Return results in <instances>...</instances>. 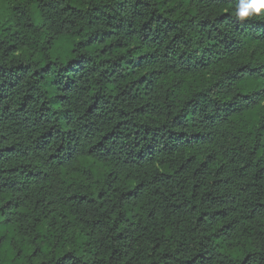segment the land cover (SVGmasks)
Returning <instances> with one entry per match:
<instances>
[{
	"label": "trees",
	"instance_id": "16d2710c",
	"mask_svg": "<svg viewBox=\"0 0 264 264\" xmlns=\"http://www.w3.org/2000/svg\"><path fill=\"white\" fill-rule=\"evenodd\" d=\"M234 3L12 5L0 264H264V20Z\"/></svg>",
	"mask_w": 264,
	"mask_h": 264
},
{
	"label": "clouds",
	"instance_id": "9594fccd",
	"mask_svg": "<svg viewBox=\"0 0 264 264\" xmlns=\"http://www.w3.org/2000/svg\"><path fill=\"white\" fill-rule=\"evenodd\" d=\"M231 15L240 23L250 18L264 20V0H235Z\"/></svg>",
	"mask_w": 264,
	"mask_h": 264
},
{
	"label": "rangeland",
	"instance_id": "374dc122",
	"mask_svg": "<svg viewBox=\"0 0 264 264\" xmlns=\"http://www.w3.org/2000/svg\"><path fill=\"white\" fill-rule=\"evenodd\" d=\"M20 0H0V27H11L14 25V15L11 7L14 3ZM264 114V103L248 116V121L251 122L259 117V115Z\"/></svg>",
	"mask_w": 264,
	"mask_h": 264
}]
</instances>
